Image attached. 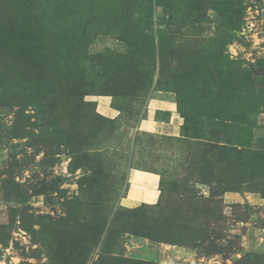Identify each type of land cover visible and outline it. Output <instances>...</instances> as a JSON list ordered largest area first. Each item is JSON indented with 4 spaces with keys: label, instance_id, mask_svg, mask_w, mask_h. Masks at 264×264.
Returning <instances> with one entry per match:
<instances>
[{
    "label": "rangeland",
    "instance_id": "374dc122",
    "mask_svg": "<svg viewBox=\"0 0 264 264\" xmlns=\"http://www.w3.org/2000/svg\"><path fill=\"white\" fill-rule=\"evenodd\" d=\"M0 148V264H264V0H0Z\"/></svg>",
    "mask_w": 264,
    "mask_h": 264
},
{
    "label": "crops",
    "instance_id": "0c3cea01",
    "mask_svg": "<svg viewBox=\"0 0 264 264\" xmlns=\"http://www.w3.org/2000/svg\"><path fill=\"white\" fill-rule=\"evenodd\" d=\"M159 110L170 113V121L166 124L164 122H156L152 120L144 121L142 123L143 130L161 135L171 134L168 136H178L183 122L182 118L178 115L174 104L171 102L165 103L163 108ZM159 124H164L163 130L166 134H162L160 131H158ZM171 131L177 132L172 134ZM5 157V150L0 148V164L3 162ZM144 174H150L153 176L151 173L147 174V172H144ZM133 177L134 186L131 188L126 198L123 199V206L126 208H135L141 204H156L159 200V176L158 180H155L149 176L140 177V175H136ZM134 187H137L140 190V197L137 199H130L131 191ZM222 198L224 204L227 206L250 205L255 210H257L256 214L252 217V221L250 220L249 222L242 223L245 231L242 234L241 246L244 254L255 253L264 256V197L258 193L227 192ZM129 200L133 201L131 205H125L124 202H128ZM258 221H262L263 224L257 225ZM174 254L178 255L179 257L191 256V253H188L187 249L185 248H178L174 251Z\"/></svg>",
    "mask_w": 264,
    "mask_h": 264
},
{
    "label": "trees",
    "instance_id": "16d2710c",
    "mask_svg": "<svg viewBox=\"0 0 264 264\" xmlns=\"http://www.w3.org/2000/svg\"><path fill=\"white\" fill-rule=\"evenodd\" d=\"M227 192H239V191H226L225 193H227ZM225 193H224V194H225ZM224 194H223V195H224ZM247 206H250V205H247ZM248 255H249V256H252V255H258V254H255V253H247V254H245V256H248ZM258 256H259V255H258ZM260 256H261V255H260ZM262 257H264V256H262Z\"/></svg>",
    "mask_w": 264,
    "mask_h": 264
}]
</instances>
